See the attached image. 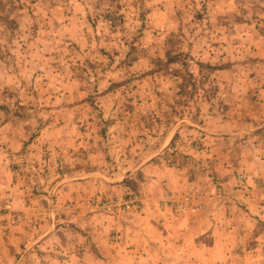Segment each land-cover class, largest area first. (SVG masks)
Listing matches in <instances>:
<instances>
[{"label": "rangeland", "instance_id": "1", "mask_svg": "<svg viewBox=\"0 0 264 264\" xmlns=\"http://www.w3.org/2000/svg\"><path fill=\"white\" fill-rule=\"evenodd\" d=\"M263 122L264 0H0V264H234L217 261V192L264 154V132L248 133ZM40 139L76 152L62 178L15 157ZM16 182L32 219L12 205ZM116 199L141 209L107 212ZM230 211L261 237L264 221ZM256 252L264 264V241Z\"/></svg>", "mask_w": 264, "mask_h": 264}, {"label": "crops", "instance_id": "2", "mask_svg": "<svg viewBox=\"0 0 264 264\" xmlns=\"http://www.w3.org/2000/svg\"><path fill=\"white\" fill-rule=\"evenodd\" d=\"M78 130H79V128H78ZM257 130L264 132V122L261 124L260 127L254 129V130L249 129L248 133L258 132ZM64 131H66V129ZM64 137H66V139H71L72 133L70 131H68V136H64ZM16 143H17V141H15V145H16ZM52 143L53 142L47 141L44 139L43 140L40 139L38 141L34 140L31 143L30 153H28V151L26 150L25 156H23V155L16 156L15 155V157L17 158L18 161H20V160L24 161L25 160L27 163H30L34 174H39V171H42V168H45V167L47 169H50L49 172L43 173L42 174L43 176H48L51 172V168H52L51 165L53 166V164H55L57 166L56 174L58 175V177H61V175L62 174L64 175L66 173V170H67L66 166H64V161H65L64 159L67 156H69V157L71 156V158L75 159V157H76L75 153L76 152L71 151L70 148H68V151H67L66 148L63 146L65 144V141L63 139H62V144H59L57 146V148L55 146L57 143L54 142L53 143L54 145L51 146ZM56 149H57V151H56ZM34 152H36V153H34ZM69 152H75V153L66 155V153H69ZM38 153H41V157H40L41 163H37L36 161L33 160V156L34 155L36 156ZM43 155H45V156H43ZM54 156H56V160L55 159L52 160V158ZM31 162H32V164H31ZM249 162H250V164L246 163V165H244L245 163H243V165H244L243 167H246V171H247L246 174L242 175L244 180H239V178L242 177V176H239L240 174L235 175L233 177H230V176H228V178L225 177L224 179H222V181L224 183V187L227 188V186H228V188L230 190H228V192H227L224 188V190H223L224 196H218V194H220L222 189L219 188V190L217 192L218 194H217L216 198L219 200L220 203L223 201L228 202V206H225L224 211H222V212H225V214L223 213L225 220L222 221V225L219 227L220 230H223L224 236H223L222 240H218V245H223V249L225 250V252L217 255V261L228 262L230 259H232V262L234 261V264H253L254 262L258 261V259H260L261 255H262V254H260V252H256V251L259 250V248L261 246V241H264V223H261V225H260L261 226L260 228H263V231H261V237H259V232L257 230H255L257 225L259 224V221L257 218H255V217L250 218V216H249V218L252 220H250L248 218L250 223H246L245 225H243V223L239 219L238 220L240 222H238L237 224L235 222H233L236 220H233V221L230 220L231 219L230 218V214H231L230 210L231 209L233 210V212H236V210H238V209L241 210L239 212V214L242 212V210L248 209V210H250L251 213L256 215L261 221H264V154L262 153L259 156H255ZM250 165H251L252 169H250ZM35 166H39L40 168H38L36 170ZM257 167L263 168V170H261L260 172H258V171L254 172L253 169H256ZM33 172H32V174H33ZM38 176H40V175H38ZM0 181L2 182L1 179H0ZM59 181L56 184L57 186L55 185L54 189H58L59 187H61L64 190L66 187V184H69V182L71 180H68V183H65L66 180H63L61 182H59ZM229 186H232V189ZM18 187H19L18 183L16 185H14V189L17 190L16 194L10 196V197H12L11 199L13 201L12 205L17 210L26 211L27 216H30L32 219V217L34 215V213H33L34 209H32V207L31 208L27 207V208L22 209L21 203L23 201L22 195L24 193L23 192L24 189L22 188V190L19 191L17 189ZM192 192L198 193L199 191L195 190ZM199 194H200L201 199H202V197H204V199H205L204 193L199 192ZM40 195L43 196V198H44V195H42V194H40ZM201 195H202V197H201ZM46 199H47V197H46ZM57 200H58V198H57ZM41 201H43V200H41ZM207 204H208V202H207ZM47 205L49 206V203ZM213 205L214 204L211 203L210 206L213 207ZM210 206L208 204V207H210ZM207 208L204 212H202L203 216H204V214H207V215L209 214V209L207 210ZM48 209H49V207H48ZM48 209L45 208L46 211H48ZM49 212L50 213L47 214V219H49V220H46V222L49 221V223L51 222V224H53V222H54L53 221V219H54V207H52L49 210ZM196 215H199V214L194 213V212L187 214V219L189 220V223H191V225L196 221V220H194V217H192V216H196ZM234 216H236V215H234ZM120 217H122V216H120ZM126 217L128 218V216H126ZM254 221H258L257 224ZM126 224H124L121 228V229H123V231L118 226H116V228H114V229H116L115 232L118 231L117 229H119V231H122V239L123 240L125 239L126 241H130V244L134 245L137 243V240L136 239L133 240L132 238H130L131 236L129 233L126 232L127 231L126 228H131V227L126 225ZM140 224L141 223H139V225ZM26 225L27 224H24V228L26 227ZM21 226L22 225H17L15 228H13L9 237H8L11 241L10 245L13 247H16L18 245V243H20L18 240L17 231H18V229L21 228ZM124 227H126V228H124ZM132 229H134L133 233H135V231L138 230V228H136L135 226ZM31 231H34V224H31L29 226V228L26 232V235L29 236ZM233 231L237 232V237H234V239H231V238H229V236H227V234H230ZM202 240L191 239L192 247L194 248V245H196V246L203 245L204 246V243ZM0 241H1V236H0ZM232 244H233V252L229 254V252H227V249H228L227 245H232ZM14 249L16 250V248H14ZM206 253L207 252H205V254L201 253L198 257L192 256L193 258H191V263L193 264L194 260L200 261L201 264H204V260L209 261V258L207 257ZM228 255H230V256H228ZM127 259L130 260V256H127ZM260 261H262V260L260 259Z\"/></svg>", "mask_w": 264, "mask_h": 264}, {"label": "built area", "instance_id": "3", "mask_svg": "<svg viewBox=\"0 0 264 264\" xmlns=\"http://www.w3.org/2000/svg\"><path fill=\"white\" fill-rule=\"evenodd\" d=\"M193 199L194 198L190 195L186 196L176 205L174 204V206L179 212L183 213L185 211H188L189 208H191ZM104 208L106 209L107 212L113 214V213H126L132 208L139 210L141 209V206L139 204H136V201L132 199H116L106 203ZM112 239L113 240L119 239V235L113 234Z\"/></svg>", "mask_w": 264, "mask_h": 264}]
</instances>
